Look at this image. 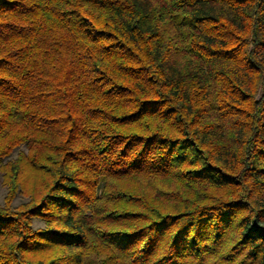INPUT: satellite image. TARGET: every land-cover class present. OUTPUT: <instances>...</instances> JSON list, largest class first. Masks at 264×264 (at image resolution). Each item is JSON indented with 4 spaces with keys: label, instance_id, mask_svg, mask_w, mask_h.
<instances>
[{
    "label": "trees",
    "instance_id": "1",
    "mask_svg": "<svg viewBox=\"0 0 264 264\" xmlns=\"http://www.w3.org/2000/svg\"><path fill=\"white\" fill-rule=\"evenodd\" d=\"M0 170V264H264V0H0Z\"/></svg>",
    "mask_w": 264,
    "mask_h": 264
},
{
    "label": "rangeland",
    "instance_id": "2",
    "mask_svg": "<svg viewBox=\"0 0 264 264\" xmlns=\"http://www.w3.org/2000/svg\"><path fill=\"white\" fill-rule=\"evenodd\" d=\"M14 149L15 150H13L12 153H10L8 156L3 158V163H7L9 160H15L21 151L27 152L25 143L19 145ZM7 194L9 193H8V186L7 184H5L4 172L0 170V206L5 205V198ZM27 200L28 198L25 197L21 191H19L13 201V207H18ZM31 220H32L33 229L44 228L46 225L44 221L39 218H32Z\"/></svg>",
    "mask_w": 264,
    "mask_h": 264
}]
</instances>
